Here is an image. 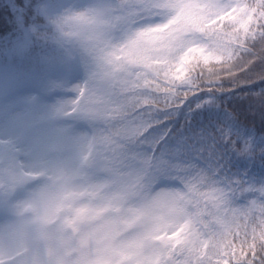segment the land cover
<instances>
[{
	"label": "snow or ice",
	"instance_id": "6c2138e0",
	"mask_svg": "<svg viewBox=\"0 0 264 264\" xmlns=\"http://www.w3.org/2000/svg\"><path fill=\"white\" fill-rule=\"evenodd\" d=\"M10 6L0 264H264V0Z\"/></svg>",
	"mask_w": 264,
	"mask_h": 264
},
{
	"label": "trees",
	"instance_id": "16d2710c",
	"mask_svg": "<svg viewBox=\"0 0 264 264\" xmlns=\"http://www.w3.org/2000/svg\"><path fill=\"white\" fill-rule=\"evenodd\" d=\"M22 3L23 0H15L17 5H22ZM15 12L16 8L10 6V0H0V70L6 66L9 69L28 66L27 59L14 52L10 44H6V38L11 32V19Z\"/></svg>",
	"mask_w": 264,
	"mask_h": 264
},
{
	"label": "rangeland",
	"instance_id": "374dc122",
	"mask_svg": "<svg viewBox=\"0 0 264 264\" xmlns=\"http://www.w3.org/2000/svg\"><path fill=\"white\" fill-rule=\"evenodd\" d=\"M32 94H36L35 92H33Z\"/></svg>",
	"mask_w": 264,
	"mask_h": 264
}]
</instances>
